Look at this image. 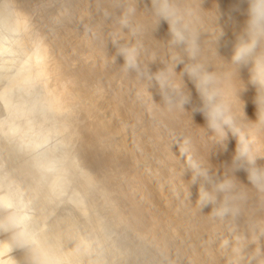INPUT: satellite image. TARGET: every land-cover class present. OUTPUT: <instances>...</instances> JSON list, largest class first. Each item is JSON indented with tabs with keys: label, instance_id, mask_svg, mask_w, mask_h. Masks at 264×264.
<instances>
[{
	"label": "bare ground",
	"instance_id": "6f19581e",
	"mask_svg": "<svg viewBox=\"0 0 264 264\" xmlns=\"http://www.w3.org/2000/svg\"><path fill=\"white\" fill-rule=\"evenodd\" d=\"M93 1L91 3L90 0H63L67 8L57 12L53 27L47 34L40 36L39 30L28 31L24 34L25 40L34 44L32 53L24 55L22 49L25 43L20 38L0 49L8 56L15 53L19 55L11 63L9 69L0 72V82L10 81L13 77L20 78L28 69L30 59L35 57L42 62V66L34 76L30 75V79H36L38 85L45 90V97L34 95L31 101L26 99L29 91L23 84L28 81L27 78L18 83L19 95L22 96L19 99L20 102L13 108H7L6 100L0 103L3 106L0 108L3 112L0 117V152L7 151V168L0 173V190L5 189L0 193V211L4 213L0 217V234L13 233L14 235L8 240L11 244L18 236H27L29 242L41 251L48 264L51 263L50 254L58 248L63 250L62 258L52 264H73L80 255L86 252L87 245L79 241L78 234H76L77 244H72V240L69 239L71 234L64 230L63 226L72 221L69 207L74 208L81 215L87 208L81 204L77 195L73 193L67 195L61 182L70 181V178L59 176L62 168L58 166L57 152L53 149L49 152L44 150V137L47 135L49 123L52 130L55 128L54 123L58 116L64 115L66 124L78 112L88 110L90 104L88 98L85 97L87 93L84 83L91 76H95L96 90L101 92L103 80L117 71L125 78L121 82L122 79L118 76V85L107 93L102 107L111 108V121L115 125L114 135L122 139L125 148L123 157L125 162L121 164L120 177L103 179L97 185L91 181L88 172L80 170L75 178V181L81 183L84 180L89 184V194L85 198L93 202L97 199L102 212L91 219L92 224L97 225L94 230L98 235L99 249L93 264L115 263L116 260L110 261V255L114 257L116 253L117 258L123 244L121 239L111 238V234L108 237L104 232L105 225H110L109 215L103 211V207L107 205L114 207L115 202L109 196L110 194L116 193L126 200L130 190L135 193V198L140 200V204L134 208L136 215L146 219L152 237L158 239L163 246L174 242L177 230L184 229L199 215L210 212L207 206L202 207L209 200L219 204L217 212L226 211L230 217L244 220L243 231L249 236H258L264 242V178L257 179L255 183H250L248 178L243 179L238 174L233 178H227L223 173L202 162L206 173L217 181L226 183L225 187L230 200L216 199L210 193L203 198L196 196L189 182L186 165L189 162H201V156L193 150L189 140L182 139L181 136L187 133L186 129L179 126L176 129L171 127L172 123L185 124L189 121V113L181 111L178 103L175 107L166 105L164 100L169 94L163 92L162 87L153 86L147 76H144L145 79L132 76V72L122 67L124 63L122 58L121 68L118 71L116 50H109L104 43L97 44L94 41L106 27H110L109 24L105 26L104 23L110 21L115 12L120 11L124 19L112 22L123 35L119 41L121 44L138 47L134 39V20L148 14L150 19L158 22L153 15L152 0H139L145 6L144 9H140L141 12H138L136 5L133 6L135 10L129 9L128 5L133 3L132 0ZM174 3L188 14L191 27L198 36L196 49L206 53L205 58L195 53L192 55L205 67L213 63L215 75L223 78L224 85L229 90L234 92L240 90V95L245 99L244 102H238L228 98L234 102L239 123L230 129L232 134L224 135V138L228 141L241 142L253 152L252 163L257 161L258 165H264V124L260 122L254 126L244 114L247 109L257 110L256 90L248 84V68H242L238 74L236 66L229 62L236 36L242 30L247 18L246 0H174ZM83 21L88 23L97 21L99 24L91 25L86 33L78 36L62 25H56L69 22L77 24ZM125 22L129 23L131 31L121 29V24ZM158 23L169 27L164 20ZM25 26L26 22H23L19 29L23 31ZM67 37H78L83 49L77 55L65 58L66 48L60 46L56 55L50 57L48 53L50 43L52 41L62 42ZM125 37H127L126 43L124 42ZM88 45L94 50L93 54L98 63L96 70L89 69L85 63L89 54L84 52V47ZM180 52L186 56L183 48ZM7 61L9 58L1 60L0 68ZM64 63L71 65L69 73L63 72L61 66ZM52 75L54 76L51 81L48 77ZM73 87L74 95H72ZM132 96L137 98L136 101L141 104V112L135 109ZM200 103V98L196 103H190L189 110L195 116H198L200 111L194 109L198 108ZM6 111L10 114L6 115ZM156 115L159 117L156 118ZM20 119L23 122L21 127L18 124ZM34 119L38 122L33 125L36 122ZM242 120L246 121L247 131L241 127ZM31 121L33 123H30ZM103 121L107 123L106 120ZM111 121L107 124H111ZM101 122L102 120L99 123ZM41 125H44L46 129L38 136ZM54 133L53 140L57 137L60 140V131L54 130ZM26 134L24 144L16 143V146L12 147L15 135H20L17 139H24L22 135ZM29 135H31L33 144L29 142L26 145L30 138ZM25 145L27 149L31 145V148L37 147L29 159L20 158L26 150ZM66 153L65 165L72 168L77 164L78 158L70 150L66 149ZM173 156H178V158ZM45 160L47 166L44 165ZM58 181H60L59 184ZM163 195L168 198L166 205L162 201ZM61 203H67L69 211L66 209L67 214L55 215ZM124 203L127 205L126 201ZM50 217H52L51 221L46 224L45 221ZM37 222L41 226L34 229ZM111 227L115 229V226ZM124 227L128 232L137 229L134 221ZM195 235L194 254L182 264H220L223 262L225 264H264V246L259 248L256 244H251L250 238L242 237L237 227L230 229L222 243L216 224L210 221L201 222L195 230ZM62 238H66V241L61 242ZM229 242L248 249H240V252L234 254L230 261H226L225 254ZM138 258L139 256H134L135 260Z\"/></svg>",
	"mask_w": 264,
	"mask_h": 264
},
{
	"label": "rangeland",
	"instance_id": "374dc122",
	"mask_svg": "<svg viewBox=\"0 0 264 264\" xmlns=\"http://www.w3.org/2000/svg\"><path fill=\"white\" fill-rule=\"evenodd\" d=\"M132 1L134 4L129 3V9H132L133 6L136 5V8L138 7L139 9V11H137L141 12L140 9L145 8L143 2L139 0ZM90 2L93 3L94 1L90 0ZM65 8H67V4L63 3V0H0V49L9 46L12 41H17V39L20 38L25 43L22 49L24 55L32 53L34 44L26 41L24 34L28 31L39 30V35L44 36L53 27V20L57 12L60 9ZM133 9L135 10V8ZM69 12L71 13V9H69ZM143 16H140L133 22L135 28L134 39L140 50L141 69L138 71L143 76H147L153 86L162 87V85L159 86L153 81V77L150 74L161 73L162 69H166L171 73L172 69L175 67L177 58L185 56L180 52L181 48H175L172 46L169 27H165L158 22H155L153 19H150L148 14ZM122 17L123 15L120 11L115 12L111 16V20L104 23L105 26L109 24L110 27H106L94 41L97 44L104 43L105 47L109 50H116L114 42L123 38V35L119 28L112 22L119 19L123 20L124 18ZM23 22H26V26L24 30L21 31L19 27ZM93 24L98 25L99 23L97 21H91L89 23L83 21L82 23L80 22L77 24L69 22L56 25H62L65 29L72 31L75 36H78L82 33H86L89 30V27ZM124 42H127V37L124 38ZM60 46L66 48L64 53L65 58L77 55V53L83 49L78 37H67L62 42L56 43L52 41L50 43L48 51L49 56H55L58 47ZM84 52L89 54V57L86 58V66L89 69L96 70L98 68V63L93 54L94 50L88 45L84 47ZM194 53L200 57H206L204 51L195 49ZM18 56L19 55L16 53L8 56L3 54L0 50V61L9 58V61L0 68V72L7 68L9 69L11 63L15 61ZM115 58L117 70L120 71V61L121 58L123 60V57L117 55ZM143 63L144 65H142ZM41 66L42 62L37 58L32 57L29 61L28 69H26L20 78L13 77L10 81H1L0 103L2 100H6L8 102V107H6L13 108V106L20 102L19 99H21L22 96L19 95L18 83H21V81H24L27 78L28 81L23 85L25 88H28L29 95L25 98L31 101V99L34 98V95H42L45 97L44 88L38 85L36 79H30V75L34 76ZM183 67V64L176 67L174 78L177 86H182L185 93H190V102L185 105V110L179 107L181 111L189 113L190 120L185 124L172 123L171 127L176 129L177 126H179L186 129L187 133L185 136H181L182 139L189 140L192 144L193 150L201 156V162H189L186 165L191 188L193 193L200 198H203L206 194L210 193L216 199L225 198V200L229 201V193L225 187L226 183L223 181H217L211 175L206 173L203 168V163L211 166L214 170L223 173L227 178H233L238 174L243 179H247L248 173L246 168L252 164L253 152L238 140L228 141L224 138L225 134L223 132H221L219 136L207 132L204 115L199 112V115L195 116L189 110L190 103H196L199 99V95L194 84L187 75H185L183 79L181 78L183 75ZM61 68L64 73H69L71 65L64 63ZM206 68L214 73L215 66L213 63ZM131 75L140 77L136 72H132ZM53 76L54 75L48 77V79L52 81ZM118 76L121 77V82L123 81V78H125L124 75L118 74L117 71L114 72L113 75L107 76L103 80V90L101 92L96 90L95 76H91L84 83L87 93L85 97L88 98L90 104L88 110L86 112H78V114L66 124L65 116H58L54 123L55 128L52 130L50 126L51 124L49 123L47 127V135H45L46 138L44 137V150L49 152L53 149L57 152L56 157L58 159V166L62 168L59 171V176H65L67 179L70 178V181L61 182L67 195H70V193L77 195L76 197L80 199L81 204H84L87 208L85 213L81 215L74 208L69 207L67 203H61L54 213L55 215H64L67 214L66 209L68 210L70 208L71 213L69 214L72 221L70 224L64 225L63 229L70 232L71 236L69 239L72 240V244H77L76 234H78L79 241L87 245L86 252L80 255L73 264L94 263L99 249L98 235L94 230V227L97 225L96 223L92 224L91 219L94 215L102 214L97 199L93 202L85 198V196L89 194V184L84 180L81 183L75 181L78 172H80V170L88 172L91 181L98 185V182L103 179L119 178L121 174V164L125 162L123 159L125 148L122 144V139L119 136L114 135L115 125L111 121V108L102 107V104L106 101L107 93L118 85ZM224 92L227 98L234 99L238 102H244L245 100L242 95H235L236 92L229 90L225 85ZM74 94L75 91L73 87L72 95ZM132 97L131 99L135 109L138 112H141V104L136 101L137 98L134 96ZM0 108H3V106L0 105ZM235 113H237L236 108ZM9 114L10 113H7L6 111V115ZM244 114L254 126L260 124L261 119L256 109H247L244 111ZM2 115L3 112L0 109V117ZM158 117L159 116L156 115V118ZM101 120L102 122L99 123ZM103 120H106L107 123L111 121V124L109 123V125ZM34 121L36 120L34 119ZM37 122L38 120L35 123L32 121L30 123H33L34 125ZM21 123L23 124L20 119L18 122L20 127ZM43 126L44 125H41L40 130L37 133L38 136L44 129H46ZM241 127L244 131H247L248 126L246 121H241ZM54 130L60 131V140L58 137L53 140V134H55ZM19 136L20 135H15L12 147H15L16 143L24 144L23 142L25 141L27 134L22 135L24 139H17ZM29 137V141L26 145L29 142L33 144L31 135H29ZM26 145V150L22 153L23 155L20 156V158L24 157L29 159V156L33 155L37 150V147L31 148L32 145H29L30 147L27 149ZM238 146L240 148V157L234 162L233 158ZM66 149L74 152L78 158L77 164L72 168H68L65 165L67 157ZM245 153L247 154V163H245V159L243 158ZM72 157L74 158V155ZM173 157L178 158V156ZM44 165L47 166V161L44 162ZM6 168L7 151L0 152V173ZM198 174L200 175L199 180H197ZM45 179H47L46 176ZM59 182L60 181H58V184ZM205 189H207V191ZM4 191L5 189H1L0 193ZM109 196L114 200L115 205L113 208L109 205L103 207V211L111 217L108 216L110 226L104 224L106 228L104 232L108 237L111 234V238L121 239V243L123 244L117 258L116 253H114V257L110 255L109 259L111 262L116 260L114 264H182L186 260L192 258L196 249L195 230L200 223L204 221H210L216 224L218 233L220 234V236H218L221 243L223 242V239L225 240L228 236L230 229L232 227H237L242 237L250 238L252 242L251 244H256L259 248L264 246L263 240L259 239L258 236H249L243 231L242 226L245 224L244 220L234 219L230 217L226 211L217 212L216 210H218L219 204L212 200H210L211 204L207 205L210 212L199 215L198 218L189 222L184 229L177 230L175 232L174 242L163 246L158 239L152 237L146 219L140 215H136L134 208L140 204V200L135 198V193L132 190L129 191V197H126V200L116 193L110 194ZM125 201L127 202V205H125ZM162 201L165 205L168 203L166 195L162 196ZM3 214V211H0V217L3 216ZM51 219L52 217L48 218L45 223L48 224ZM132 221L136 223L137 229L128 232L127 228L124 226L130 225V222ZM35 224L34 229H38L41 226L39 222ZM111 226H115V229ZM12 235L14 234H0V264H48L41 251L34 244L29 242L27 236L20 235L16 238L14 243L11 244L8 240ZM65 241L66 238L61 239V242ZM240 249L247 250L248 248L231 244L229 242L228 250L225 254V260L230 261L234 254L240 252ZM62 255L63 250L61 248L52 251L49 256L50 264L61 259ZM135 255L139 256L137 260L134 259ZM220 264H225V262Z\"/></svg>",
	"mask_w": 264,
	"mask_h": 264
},
{
	"label": "clouds",
	"instance_id": "9594fccd",
	"mask_svg": "<svg viewBox=\"0 0 264 264\" xmlns=\"http://www.w3.org/2000/svg\"><path fill=\"white\" fill-rule=\"evenodd\" d=\"M246 20L239 34L236 36L229 62L236 66L239 74L244 67L248 68V84L256 90L257 113L261 123L264 124V0H246ZM152 11L157 21L164 20L169 25V35L172 46L183 48L186 56L176 60L175 67L169 73L162 69L161 73L150 74L159 86L162 85L163 92L168 93L165 104L169 107H179L185 110V105L190 102V93H185L182 86H177L175 81V69L183 64V75L192 81L200 98V106L194 110L200 111L206 121L208 133L217 136L223 132L225 135L232 134L230 129L239 123L235 113L234 102L225 96L224 81L222 77L215 75L210 69L200 64L192 53L195 52L198 44V36L191 27L188 14L184 9L174 3V0H152ZM122 30L131 31L129 23L121 24ZM116 55L122 56L124 63L122 67L128 72H136L141 79L145 77L138 71L141 69L140 50L138 47H131L115 41ZM115 55V56H116ZM246 88V85L244 89ZM243 89V90H244ZM240 90L235 95L239 96ZM183 97V99H181ZM164 99V97L162 96ZM240 157L238 146L233 161ZM247 154H244L247 163ZM250 183L257 179L264 178V165H258L257 161L246 168ZM200 175H197V180ZM207 191V189H205ZM199 200V199H198ZM211 204L209 200L202 207Z\"/></svg>",
	"mask_w": 264,
	"mask_h": 264
}]
</instances>
